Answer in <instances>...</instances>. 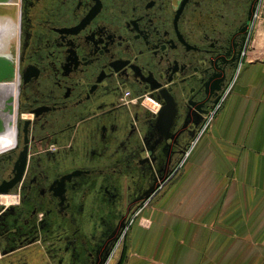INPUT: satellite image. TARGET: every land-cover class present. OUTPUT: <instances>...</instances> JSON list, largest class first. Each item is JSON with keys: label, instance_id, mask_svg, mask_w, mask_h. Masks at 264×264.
I'll return each instance as SVG.
<instances>
[{"label": "flooded vegetation", "instance_id": "1", "mask_svg": "<svg viewBox=\"0 0 264 264\" xmlns=\"http://www.w3.org/2000/svg\"><path fill=\"white\" fill-rule=\"evenodd\" d=\"M252 2L0 5L14 25L16 91L0 133L11 136L0 152V264L110 260L234 83ZM160 112L171 121L160 125Z\"/></svg>", "mask_w": 264, "mask_h": 264}, {"label": "crops", "instance_id": "2", "mask_svg": "<svg viewBox=\"0 0 264 264\" xmlns=\"http://www.w3.org/2000/svg\"><path fill=\"white\" fill-rule=\"evenodd\" d=\"M244 59L210 128L129 228L122 264H264V15Z\"/></svg>", "mask_w": 264, "mask_h": 264}, {"label": "water", "instance_id": "3", "mask_svg": "<svg viewBox=\"0 0 264 264\" xmlns=\"http://www.w3.org/2000/svg\"><path fill=\"white\" fill-rule=\"evenodd\" d=\"M13 0H0V5L11 4ZM256 3V2H255ZM255 3L252 2L251 5V27L253 25V15L256 10ZM15 78V66L12 57L6 53L0 52V85L9 83H14ZM13 97L8 95L4 96L0 92V133L4 132L6 128L11 126V119L9 117L13 114ZM172 115H167L166 113L160 112L158 114V122L160 125H164L166 122H170ZM149 195L146 196L144 200H148Z\"/></svg>", "mask_w": 264, "mask_h": 264}, {"label": "rangeland", "instance_id": "4", "mask_svg": "<svg viewBox=\"0 0 264 264\" xmlns=\"http://www.w3.org/2000/svg\"><path fill=\"white\" fill-rule=\"evenodd\" d=\"M6 17L3 15V14H1L0 15V45L1 44H4V43H6V45H5V47H3L2 49H0L1 50V52L2 53H6L7 52V48L9 47V45H14V43H15V38L14 37H12V35H13V31H14V25H12L11 24V22L8 20V19H5ZM145 105H147V107L148 106H151V108L153 107L152 106V104L150 103V102H146L145 103ZM211 126V125H210ZM210 126H209V128H210ZM208 128V129H209ZM204 134V133H203ZM202 134V135H203ZM201 135V136H202ZM197 137H200L199 136V134H198V136ZM196 137V138H197ZM196 140V139H195ZM195 143V142H194ZM1 153H3V151L1 152ZM0 153V154H1ZM182 167V166H181ZM180 167V168H181ZM178 173V171H176V173H175V175ZM174 175V176H175ZM173 176V177H174ZM170 182V181H169ZM168 182V183H169ZM167 183V184H168ZM166 184V185H167ZM165 185V186H166ZM164 186V188L161 190V191H159L153 198H151L150 200H148L146 203H144L143 204V206H141L140 207V210L138 211V213L136 214V216H134V218H133V220H130V222H129V224L127 225V227H126V229H125V231H124V234H123V236H122V238L120 239V241H119V243H118V247H117V249H115V253H114V255L110 258V260L108 261V263L107 264H117L118 262L117 261H119L120 260V258H121V254H122V251H123V249L124 248H122L121 246L124 244V240H125V238H126V236H127V233H128V230H129V228L132 226V224L134 223V221L137 219V217L141 214V212H143V210L145 209V208H147V207H149L150 206V203L154 200V199H157V198H159L162 194H163V192H164V190H165V187ZM144 223V222H143ZM145 224H147V223H145Z\"/></svg>", "mask_w": 264, "mask_h": 264}, {"label": "built area", "instance_id": "5", "mask_svg": "<svg viewBox=\"0 0 264 264\" xmlns=\"http://www.w3.org/2000/svg\"><path fill=\"white\" fill-rule=\"evenodd\" d=\"M263 15H264V0H259L258 4H257V6H256V10H255V15H254V18H253V22H254V21H255V22H256V21H259V20L263 17ZM240 67H241V65H240V66L238 67V69H237V72H236L237 75H238V72H239V70H240ZM232 84H233V82H232ZM232 84L229 86V88H228V89L226 90V92L224 93L223 98H222L220 104L218 105V107H217L216 109H214L213 111H211V112L207 115V117H205L203 127H202L201 131L199 132V136H201L203 133H205V132L208 130V128H209V126L211 125V122H212V120H213L215 114L217 113L218 109L220 108L221 103H222V101L224 100L225 96L228 94V91L230 90ZM124 102H125V103L128 102L127 95H124ZM193 145H194V142H192V144L190 145V147L188 148V150H187L186 153L184 154V158H183V160L181 161L180 165L178 166V169L184 164L185 160L188 158V156H189V154H190V152H191V150H192V148H193ZM145 203H146V202H145ZM137 213H138V212H137ZM137 213H135L134 216H136ZM134 216L132 217L131 220H133ZM107 263H108V262H107ZM107 263H106V264H107Z\"/></svg>", "mask_w": 264, "mask_h": 264}, {"label": "bare ground", "instance_id": "6", "mask_svg": "<svg viewBox=\"0 0 264 264\" xmlns=\"http://www.w3.org/2000/svg\"><path fill=\"white\" fill-rule=\"evenodd\" d=\"M17 44V43H16ZM6 43L1 44L0 45V49H2L3 47H5ZM1 52V50H0ZM11 84L14 83H9L8 85L6 84H2L0 85V92L4 95V96H8L11 95L13 97V95L16 94L15 91V87H12ZM11 127V126H10ZM10 127H8L10 130ZM9 133V132H8ZM11 142V136L10 134H6L5 136H0V152L5 150V147H7L9 145V143ZM7 198V197H6ZM5 199V197H4ZM4 202H8V200H4ZM3 203V202H2Z\"/></svg>", "mask_w": 264, "mask_h": 264}, {"label": "trees", "instance_id": "7", "mask_svg": "<svg viewBox=\"0 0 264 264\" xmlns=\"http://www.w3.org/2000/svg\"><path fill=\"white\" fill-rule=\"evenodd\" d=\"M165 187H166V186H165ZM123 260H124V249H123V251H122L121 258H120V260L118 261L117 264H122Z\"/></svg>", "mask_w": 264, "mask_h": 264}]
</instances>
